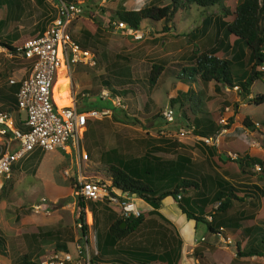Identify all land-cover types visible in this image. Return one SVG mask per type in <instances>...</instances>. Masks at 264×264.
<instances>
[{
	"label": "rangeland",
	"instance_id": "374dc122",
	"mask_svg": "<svg viewBox=\"0 0 264 264\" xmlns=\"http://www.w3.org/2000/svg\"><path fill=\"white\" fill-rule=\"evenodd\" d=\"M5 1L0 0V40L8 39L15 46L25 38L38 34L40 28H44L55 13L54 0ZM74 1L80 4L82 11L71 22L69 34L75 36L81 30L86 31V50L95 57L93 65L83 59L68 64L72 89L76 92V105L79 110L93 108L108 109L109 112L100 119H87L86 130L79 141L81 159H78L75 148L63 150L55 147L44 153L41 151V154L40 150H33L12 164L9 178L0 184V236L4 240L3 249H0V264H15L22 253L32 256L30 260H35L36 252L49 254L57 249L54 246L55 240L64 242L66 250L75 254L74 245L77 242L83 244L79 237L83 235L75 227L80 207L76 208L77 196L74 186L70 184L71 178L76 182L80 173L84 178L108 180L107 164L101 157L103 151L115 147L126 156H139L145 149L158 144L160 138L177 141L176 152L154 151L153 154L165 161L174 160L176 154L188 157L189 166L203 179L208 190L212 187L210 177L214 179L216 176L240 190L245 186H256L259 190L257 198L253 199V205L234 202L220 214L222 217L240 216L237 229L230 230L222 226L210 235L203 222L185 219L178 212L177 205H163V216L175 213L174 223H169L172 227L169 232L174 239L179 238V232L190 236L187 229L193 226L192 238L201 241L191 255L197 258L199 264L218 260L211 252L215 244L229 250L223 264H264V252L263 255L242 256L236 253L234 247L237 242L242 250H246L250 246H258L260 240L264 239V201L260 198V195L264 197V176L260 172L263 166L259 162L240 166L233 161L235 156H242L247 152L264 163V101L254 104L250 100L256 94H264V73L260 74L261 79L251 83L249 93L245 96L240 94L236 86H219L196 79L182 84L175 78L180 64L192 62L188 60L191 52L196 53L202 46L208 48L212 45H217L216 52L221 57L231 58V71L239 76L250 64L248 51L241 40L232 35L229 38L230 35L224 29L217 30L212 23L201 31L200 12L203 8L195 6L178 9L172 20L166 23L158 21L153 27H142L141 36L135 39L108 24L115 12L150 4L160 6L168 0ZM204 10L215 12L216 7ZM162 26H166V29L163 30ZM151 63L162 64L164 71L156 83L149 87L145 74ZM23 65L26 67V74L30 69L29 63L17 52L11 53L0 45V87L17 81L21 74L17 69ZM62 74L60 71L54 88V97L60 105L66 103L63 102L62 90L67 82L61 78ZM101 79H107L114 89H125L126 92L112 94L110 88L102 85ZM91 87L97 88L98 93L89 94L88 89ZM101 89H106L113 99L99 97ZM185 89L187 92L183 95L176 94ZM80 92L85 95L82 97ZM171 99H174L172 103ZM188 105L196 118H206L220 124L231 118L229 127H222L225 130L221 132V128L217 133V144L205 145L197 138L198 135L193 134L194 127L182 116L184 111L189 114ZM168 109L171 110V119L164 116ZM22 115L20 112V116ZM241 116H246L253 127L242 125ZM209 146L212 152L208 151ZM227 153L235 156L231 158ZM37 165L38 171H35ZM65 169L67 174H64ZM244 199L250 200V197L246 196ZM88 202L83 200L81 203L86 224L88 263L99 264L102 261L98 260L99 256L94 259V263L90 262L91 256L101 248V236L111 218L119 215L115 211L117 206L113 203L96 201L92 212ZM216 204L217 202L211 203L205 207L206 220ZM35 205H39V208L36 209ZM136 205L140 208L137 203ZM137 210L140 213L138 208ZM247 222H251L257 230L242 229L246 228ZM50 229H56L57 235H38V232ZM95 232L101 234L96 247ZM219 235L228 236L230 241L223 242ZM205 246L208 248L205 249ZM32 247H35L33 252ZM146 250L152 253L153 248ZM181 252L182 246L179 243L178 247L167 252L164 257H155L149 264H181ZM141 256L139 260L143 262H138L139 264H147L152 259L147 258L145 253Z\"/></svg>",
	"mask_w": 264,
	"mask_h": 264
},
{
	"label": "trees",
	"instance_id": "16d2710c",
	"mask_svg": "<svg viewBox=\"0 0 264 264\" xmlns=\"http://www.w3.org/2000/svg\"><path fill=\"white\" fill-rule=\"evenodd\" d=\"M6 1L10 2V0ZM56 1L54 0V2ZM64 1L76 2L74 0ZM191 6L203 8L200 12L201 31L205 30L206 26L212 23L217 30L224 29L230 35L229 38L231 35L239 38L248 51V62L250 64L248 69L244 70L239 76H235L230 67L231 58L226 59L221 57L216 52L217 45H212L208 48L202 46L199 52H191L189 54L188 60L192 61L190 64H180L179 71L175 73V78L182 84L196 79L204 83L211 82L219 86H236L241 95H247L251 83L261 79L260 74L264 73L257 68L258 65L264 63V0H168L167 3L160 6L150 4L143 5L137 9H119L115 12L112 19L122 20L132 29H141L145 26L153 27L158 21H163L164 23L171 21L178 9L184 7L190 8ZM212 6L216 7L215 12H206L204 10ZM109 21L108 24L110 25ZM42 29L41 27L40 31ZM162 29L165 30L166 26H162ZM87 34L86 31L81 30L78 35H71V38L78 44L81 50L88 48ZM0 45L11 53H16V46L8 39L0 40ZM163 71L164 67L162 64L151 63L145 74L147 86H153ZM100 82L102 85L110 88L112 94H124L126 92L125 89L122 91L114 89L107 79H101ZM18 85L19 82L17 81L10 82L6 87H0V109L10 110L15 108V91ZM186 92L187 89L180 90L176 94L183 95ZM88 93L95 95L98 93V89L91 87L88 89ZM250 100L254 104H260L264 101V94H256ZM173 101L174 99H171V103ZM187 107L189 108V114L184 111L182 116L184 115L185 119L192 124L194 127L193 134L195 135L214 137L222 127H229L231 118L220 124L206 118H196L192 115L194 112L192 108L189 105ZM113 117L116 118L115 116ZM240 121L247 128L253 127L252 122L246 116H241ZM177 145L178 142L175 140L160 138L158 144L145 149L139 156H126L115 147L103 151L101 157L107 164L106 169L110 180L109 187L137 196L148 202L152 207L158 206L159 201L163 197L169 196L176 202L180 212L187 219L203 222L209 232H214L217 228H222V226L230 230L237 229L239 227L240 216L227 215L222 217L220 214L225 212L234 202L253 205V201L257 198L258 188L256 186H245L243 190H240L227 180L216 176L214 179L210 177L209 180L212 187L208 190L203 179L189 166L188 157L176 154L174 160L165 161L153 154L154 151L175 153ZM208 151L212 152L210 146L208 147ZM233 161L240 166L259 162L263 166L260 172L264 176V163L253 158L247 152H244L242 156H236ZM70 184L76 187L74 178H71ZM177 195H179L178 198L176 197ZM246 196H249L250 200L244 199ZM260 198L264 201L262 195H260ZM82 202L83 200L77 196L76 208L80 207V210H78L76 220L82 223L81 228L78 230L80 231V235H85L86 224L84 223L83 210L81 209ZM215 202L217 204L210 211L209 219L206 220L205 207ZM88 204L93 212L94 202L89 201ZM142 217L141 213L137 216L112 217L102 233L101 248L104 249L105 246H112L117 240L131 232L142 220ZM121 222H123V226H120ZM247 225L246 229L248 231L257 230V227L251 222H247ZM40 234L42 236L57 235V230L50 229L41 233L38 232V235ZM218 234L220 233L218 232ZM100 235L97 232L94 233V237H97L95 239V247L99 244L98 238ZM3 241V238L0 236V249H3ZM54 246L57 249L66 250L64 242H57L55 240ZM258 246H261L258 248L259 250H257ZM258 246H250L248 249L242 250L238 246V243L235 242L234 247L236 253L242 256L263 255L264 239L260 240ZM99 251L100 248L96 251L97 253L91 256V263L95 262L94 259L96 260L100 254ZM41 255V253L36 252L34 261ZM30 257L26 253H22L15 264H26L30 260Z\"/></svg>",
	"mask_w": 264,
	"mask_h": 264
},
{
	"label": "built area",
	"instance_id": "2783aa9c",
	"mask_svg": "<svg viewBox=\"0 0 264 264\" xmlns=\"http://www.w3.org/2000/svg\"><path fill=\"white\" fill-rule=\"evenodd\" d=\"M80 13L81 6L78 2L57 0L54 16L41 32L27 37L16 46L17 54L29 60L30 70L19 80L15 91L16 109H0V184L9 178L12 164L35 149L44 152L55 147L63 150L75 148L78 159H81L79 141L86 130L87 119H100L109 112L108 109L79 110L76 105V92L72 89L68 64L81 59L89 65L95 63L94 55L88 50H81L69 34L68 28L71 22ZM109 23L135 39L142 34L141 29H132L122 20L112 19ZM59 66L64 67V76L68 78L69 97V103L61 106L56 105L52 97ZM257 68L264 72V63ZM80 95L83 97L85 94L80 92ZM98 96L111 97L106 89H101ZM116 101L118 102L117 97ZM20 112L23 113L22 116L19 115ZM164 116L166 119H171V110H166ZM224 130L225 128H222L221 132ZM197 138L205 144L218 143L217 134L214 137L197 136ZM227 154L231 158L235 156V154ZM256 168L259 169V166ZM64 174H67L66 169ZM109 184V179H88L78 173L74 193L82 200L93 202L105 200L115 204L116 212L121 217L137 216L139 211L132 201L133 195L109 187ZM176 197L178 198L179 195ZM35 207L38 209L39 205ZM81 226L82 223L77 220L75 227L80 229ZM219 236L223 242L230 241L228 236ZM79 237L82 238L83 244L75 243V254L67 250H53L49 254L40 256L36 261L30 260L26 264H89L86 236Z\"/></svg>",
	"mask_w": 264,
	"mask_h": 264
},
{
	"label": "crops",
	"instance_id": "0c3cea01",
	"mask_svg": "<svg viewBox=\"0 0 264 264\" xmlns=\"http://www.w3.org/2000/svg\"><path fill=\"white\" fill-rule=\"evenodd\" d=\"M39 32H41V31H39ZM24 60H26L30 65V62L28 59L24 58ZM25 69H26V67L24 65L17 69L18 72H19V70L21 71L20 77H18L19 79L17 80L18 82L22 77H24L29 72L28 71L25 74ZM61 78H62V76H61ZM17 81H13V82H17ZM64 81L68 82V79H64ZM62 82H63V80L61 81V83ZM61 83H59V85ZM62 91L64 92L63 93V98H64L63 102H66L65 104H67V102L69 101V97L67 95V93H68L67 86H63ZM54 93L56 94V91ZM53 99L58 106H61L60 104H58L57 99H56V97H54V95H53ZM15 109L16 108H13L10 110H15ZM37 150H39V149H35L34 151H37ZM42 153H44V152H42ZM40 154H41V151H40ZM40 159H41V157H40ZM40 159H39V161H40ZM35 171H38V165L35 168ZM170 200H172V201H170ZM132 201H133L135 207H137L140 210V213L143 215L142 220L137 224V226L131 232L126 234L123 238L117 240L112 246H110V247L105 246L104 249L100 248L99 259H98V257H97V259L98 260L101 259L102 261L99 264H139L138 262H140V263L143 262V261H140L139 258H141L142 257L141 254H144V253H145V256L147 258H152L147 263V264H149L153 260V256L164 257V255H166L167 252H170L175 247H178L179 243H181V246H182L181 259L179 260L181 262V264H199L197 258H195L193 255H191L193 253V251L197 248V246L200 245V241H201V240L199 241V239L192 238V236H193L192 232L194 230L193 226H189L187 229V232L189 231L190 236L188 234L185 235L183 232L182 233L179 232L180 236L177 240L174 239V237L169 232V231H171V228H172L170 224L174 223L173 216H175V213L172 214L171 216L169 214V215H167V217H165L162 215V212L165 211V210H163V209H165L164 208L165 205H169V206H171L172 204L177 205L176 202L171 197H169V196L163 197L159 201L158 206H156V207H152L148 202H146V201L144 202L143 199H141L137 196H132ZM136 203L140 206V208L136 205ZM115 211H116V209H115ZM169 212H171V211H169ZM178 212L180 214H182L180 212V210ZM163 219H165L168 222H165ZM185 219H187V218L185 217ZM190 220L192 221V219H190ZM247 226H246V228H247ZM246 228H242V229H246ZM183 231H185V230L183 229ZM175 233H177V232H175ZM208 234L210 235L212 233L208 231ZM213 237H214V240H216V236L213 235ZM217 239H219V236L217 237ZM208 240H210V239L208 238ZM95 241L96 240H94V242ZM151 247L153 248L152 253L146 250V248H151ZM204 248L207 249L208 246H205ZM34 249H35V247H32V252L34 251ZM4 250L6 251L5 248H4ZM158 250H161V251L159 253H157ZM200 252H201V250H200ZM211 252H212V254H214L216 256V258L218 257L219 261L213 260L212 262H209L206 264H223L225 258L227 257V255L229 253V250H228V248H225L224 246L219 247L217 244H215L214 248H211ZM95 253H97L96 250L93 254H95ZM34 254L35 253H33V255ZM220 254H225V255L222 256ZM121 255L124 256L125 258L122 257ZM1 256H3L2 253H1ZM72 264H74V263H72ZM200 264H202V263H200Z\"/></svg>",
	"mask_w": 264,
	"mask_h": 264
},
{
	"label": "bare ground",
	"instance_id": "6f19581e",
	"mask_svg": "<svg viewBox=\"0 0 264 264\" xmlns=\"http://www.w3.org/2000/svg\"><path fill=\"white\" fill-rule=\"evenodd\" d=\"M61 72H63L62 74V78L64 79H68L66 76H64V67L63 66H59L58 69H57V74H56V79H55V83H54V87H55V84H56V81H57V77H58V74ZM54 87L52 89V97L54 95ZM54 100V99H53ZM55 102V101H54ZM69 103V101L67 102V104ZM56 104V103H55ZM57 105V104H56Z\"/></svg>",
	"mask_w": 264,
	"mask_h": 264
},
{
	"label": "clouds",
	"instance_id": "9594fccd",
	"mask_svg": "<svg viewBox=\"0 0 264 264\" xmlns=\"http://www.w3.org/2000/svg\"><path fill=\"white\" fill-rule=\"evenodd\" d=\"M17 162V161H16ZM2 184V183H1ZM85 240H86V238H85ZM85 244H86V242H85ZM86 247H87V244H86ZM56 250H61V249H56ZM45 255V254H44ZM42 256V255H41ZM30 261V260H29Z\"/></svg>",
	"mask_w": 264,
	"mask_h": 264
},
{
	"label": "water",
	"instance_id": "95a60500",
	"mask_svg": "<svg viewBox=\"0 0 264 264\" xmlns=\"http://www.w3.org/2000/svg\"><path fill=\"white\" fill-rule=\"evenodd\" d=\"M120 226H123V222H121Z\"/></svg>",
	"mask_w": 264,
	"mask_h": 264
}]
</instances>
